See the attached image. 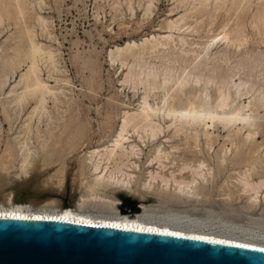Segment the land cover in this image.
Returning <instances> with one entry per match:
<instances>
[{"label":"rangeland","instance_id":"rangeland-1","mask_svg":"<svg viewBox=\"0 0 264 264\" xmlns=\"http://www.w3.org/2000/svg\"><path fill=\"white\" fill-rule=\"evenodd\" d=\"M37 1L21 0V3L19 2L23 6L21 9L22 15L25 17L23 18L21 14V16L18 15L17 8L20 5H17V0H0V61L2 62L3 57L4 60L7 59L8 53H12L8 49L12 42L8 36L21 29L23 24H19L23 22L25 26L31 27L35 31L37 42L55 50L57 72L56 70L52 71L49 66L47 68L42 61V63L38 62V67L42 78L49 85L62 88L65 96L61 95L56 104L51 99L47 101L48 112H51L50 116L53 118L48 120L41 113L39 116L38 113L34 116L30 112L34 107L32 97H28L25 104L23 102L18 105L12 103L15 94L8 93L11 86L15 84L14 80H18L17 66H15L12 79L10 70L6 67L3 69L0 65V71L2 70L0 74H3L0 75V206L2 207L8 206L5 199L10 195L12 205L15 203V205H26L33 208L43 206V209L49 210H76L75 205L79 198L80 185L78 174L76 176L75 174L78 172L77 163L87 155L89 150L86 146L96 147L110 144L112 139H115L114 135L119 131L122 113L136 111L142 102L141 99L145 95V91H147V102L154 107L161 108L163 98L168 97L167 92H163L161 89L144 91L142 84L129 81L124 83L123 77L128 66L120 62L117 53H114V62H110L108 52L114 47L123 46L130 41L139 43L144 38L151 36L157 38L166 35L167 30L161 29L167 20L176 21L178 17L185 14L176 23L179 28L176 26L172 30L174 43L177 42V36H183L186 44L181 49L185 51L193 49L199 52L205 48L208 49L212 57L223 56L225 62L222 63V70L227 74H236V78L241 77L246 80L250 87L255 85L247 97H242V101L247 102V98L255 97L258 95L257 91L260 90V93L264 90V0H248L250 3L248 1L245 3V0H241L243 3L239 0L238 2L237 0H225L226 2L221 4V8L216 6L217 4L214 6V0L205 4H201L200 0L199 2L198 0H152V2L151 0L150 2L149 0H43L42 4H37ZM244 3L245 5H242ZM145 9L147 11L149 9V13L146 14ZM38 15L47 20V31L43 30V32L40 23L36 22L35 17ZM21 18L23 20H20ZM239 24H243L242 29L240 28L242 31L239 30L238 34L236 33L234 36L233 29ZM19 26L20 28H18ZM230 30H232V34L229 32ZM223 33L229 34L227 39L229 43L221 37ZM4 45L8 47L3 50ZM171 47L174 48V46ZM179 49L180 45L178 44L176 49L167 50L165 53L147 54L138 60L141 62L138 64H141L142 67H144L143 64L172 67L173 71L177 73L181 69L187 68L193 57L191 53L186 56L181 54ZM141 66L139 67L142 68ZM136 67L138 66L135 65L134 68L137 69ZM23 68L24 66L20 70ZM48 72L49 75H47ZM1 76L10 78L4 87L1 86L4 81ZM20 88L18 86L14 88V91L18 93L21 91ZM187 89L189 87L185 88V93L191 90L187 91ZM201 91L202 95L207 94L214 98L211 89ZM168 105H170V101ZM158 123L162 133L158 132L156 135L150 136H148L149 132H135L130 130L131 127L126 128L124 137L128 138L130 143L141 144V147L146 146L140 155V165L154 155L155 147L161 146L160 149H166L169 152V158H175V160L179 158L177 161L192 162V165L196 164L195 162L198 160L203 161L205 163L204 171L209 170L207 172L211 174L208 180H211L212 176L216 177L213 184L214 189L209 185L207 189L198 191L200 196L202 195V202L195 206L198 213L196 215L180 214L181 218L187 215L189 220L191 217L201 220L206 217V210L208 213H214L213 216L217 223L221 222L223 225L228 224L235 228L240 227L248 230L249 228H246L250 227L252 223L264 224V211H262L264 205L255 209L251 208L243 196H237L233 186L237 173L246 170L244 160L254 152H251V147L256 143L263 146L261 145L258 154L255 155V158L258 159L255 162V169L250 172L256 181L259 178L264 179V134L256 135L255 143L252 145L249 143L247 144L249 146H242L241 143H238L237 137L230 130L223 129L221 125L210 129L208 132H211V135L205 136L202 128L196 130L197 135L193 129L186 126L182 128L181 132L178 131L180 133L173 131L170 127L173 126L170 118H159ZM169 124L170 126H168ZM229 134L231 136H227ZM151 136L154 138L152 139ZM25 139L32 144H36L42 139L44 142H64L82 147L73 151L75 164L72 163L69 166V169L64 173V180L60 181L62 173L56 165L47 170L28 168L26 173L18 174L19 166L14 164V143ZM9 149H13V152ZM223 158L226 160V167H217ZM147 165L148 163L145 164V167ZM50 201H54L53 205L44 206ZM120 202L123 203L121 207L126 210L130 206H139L137 202L129 204L125 197H122ZM192 207L194 206L189 209ZM192 220L194 221V219Z\"/></svg>","mask_w":264,"mask_h":264},{"label":"bare ground","instance_id":"bare-ground-1","mask_svg":"<svg viewBox=\"0 0 264 264\" xmlns=\"http://www.w3.org/2000/svg\"><path fill=\"white\" fill-rule=\"evenodd\" d=\"M17 1V5L19 2L21 3V0ZM200 1L201 4H205L210 0ZM224 1L214 0L215 3H213L214 6L217 4L216 6H220L221 8V4ZM239 1L242 2L241 0ZM247 1L245 0V3ZM42 3L43 0L37 1V4ZM245 3L242 5H245ZM20 6L17 8L18 15H22L23 13L21 11L23 6L21 8ZM214 6L212 7L214 8ZM148 11L146 10V14ZM184 15L178 17L176 21L167 20V22H164L163 29L161 30L166 29V35L158 36L157 38L154 36L144 38L139 43L130 41L123 46H116L113 50H109L108 56L110 62H114V53H117L120 62L128 66L127 72L123 77L124 83L128 81L132 83L137 82L144 86V91L148 89L151 91L161 89L163 92H167L168 97L163 98V106L161 108L154 107L147 102V91H145V95L141 99L142 102L136 111L122 113L119 131L114 135L115 139H112L110 144L96 147L86 146L89 150L87 155L77 163L78 172L75 174V176L78 174L77 178L80 185V194L75 205L76 210H49L43 209V206L33 208L26 205H15V203L12 205L11 196L8 195L5 199L8 206H0V218L51 220L97 225L185 237L264 252V224L252 223L250 227L246 228H249L248 230L240 227L235 228V226L233 227L228 224L223 225L221 222L217 223L213 216L214 213H208L206 210V217L201 220H195L197 218L192 217L189 220V218L187 219V215L182 218L180 217L182 216L180 214L191 213L196 215L198 213L195 206L202 202V195L200 196L199 190H205L209 185L214 189L213 184L216 177L212 176L209 182L208 177L210 178L211 174L207 172L209 170L204 171L205 163L203 161L198 160L193 165L192 162L177 161L179 158L176 160L175 158H169V152L166 149H160L161 146H158L155 149L153 147L154 155L140 165V155L146 146L141 147V144L130 143V140L124 137L126 128L129 127H131V131L149 132L148 136L160 133L159 118H170L172 120L171 125L174 127L170 126V124L168 126L172 127L175 132H181L184 126L193 129L195 133L197 129L202 128L204 129L205 136L211 135V132H208L210 129H214L216 125H221L223 129L230 130L242 146H249L247 145L249 143L252 145L255 143L256 135L260 133L264 134V90L260 93V90L257 91L258 95L255 94V97L247 98V102L242 101L244 96L247 97L249 95L250 91L253 90L252 87H255V85L250 87L246 80H243L241 77L236 78V74H227L222 70V63L225 62L223 56L220 58L212 57L208 49L205 48L199 52L193 49L185 51L181 49L186 44L183 36H177L176 40L178 43L176 42L175 44L172 30L176 28L177 21L179 22ZM252 17L254 19L253 15ZM35 19L36 22L40 23L41 30L47 31V20L39 15ZM20 20L23 19L21 18ZM24 22L26 23L27 21ZM22 24L24 25L23 22L19 25ZM240 24L236 25L235 28L233 27L232 33L235 32L234 36L242 29L241 26L243 24ZM23 25L21 29L16 30L17 32L15 31L13 32L14 34L8 36L12 40L11 46L8 48L12 53H6L7 59L1 58L2 62L0 61V65H2V68L6 67L10 70V73H12L10 78L12 79L14 78L15 66L19 70L18 80H14L15 84L11 86L10 92H8L10 95L15 94L12 103L21 105L24 102L25 104L26 99L32 97L34 99V107L30 111L32 115L38 113L39 116L41 113L49 120L53 117L50 116L51 112H48L47 101L51 99L56 104L60 100L59 97L65 95L62 88H55V86L49 85L42 78L38 62L42 61L47 68L49 66L52 71H55L58 65L56 60L57 54L55 50L37 42L35 40V31L31 27ZM177 28L179 27L177 26ZM231 31H229L230 34H232ZM228 35V33H223L221 37L228 42ZM178 44L180 45L179 51L181 54L186 56L188 53H191L193 55L187 68L181 70L179 68L180 71L176 73L172 67H156L155 65L143 63L144 67H142L141 64H138V62L141 63L138 60L143 58V56L154 53H165L167 50L176 49V45ZM171 46H174V48ZM6 47L8 46L4 45L2 49L4 50ZM6 51L9 52L8 50ZM121 63L120 65H122ZM135 65L142 68L136 67L137 69H135ZM23 66L24 68L20 70ZM47 75H49V72ZM1 77L4 80L1 86L4 87L10 78L7 76ZM18 86L21 87L19 89L21 91L16 93L17 91H14V88ZM187 87L191 90L187 89L189 91L185 93L184 90ZM208 89L213 91L214 98L207 94L202 95L201 90L207 91ZM168 100L170 101V105H168ZM49 135L51 134L49 133ZM227 136H231V134ZM136 137L138 138V136ZM151 137L152 139L154 138V136ZM140 138L141 136L139 135ZM261 145L256 143L255 146L251 147V152H254L251 155L248 154L250 156L244 160L246 170L237 173L233 184L237 192L236 194H238L237 196H243L250 204V207L254 209L264 205V179L259 178L256 181L250 172L255 169V162L258 159L255 158V155L258 154L260 147L263 146ZM81 147V145L74 146L64 142H44L42 139L40 142L32 144L25 139L24 141L14 143V164L19 166L18 174L26 173L28 168L47 170L49 167L56 165L61 170L60 173H62V175L60 174V181H63L65 178L64 173L72 163L75 164L73 151ZM9 150L13 152V149ZM225 161L224 158L221 159L217 167L224 168L226 165ZM146 163L148 165L145 167ZM134 173L137 175L135 176ZM122 197H125V200L129 204L137 202L139 206H130L131 208L129 207L127 209L129 211H127L126 208L121 207L123 204L120 202ZM53 203L54 201H50L44 206H51ZM191 206L194 207L189 209ZM262 211H264V206Z\"/></svg>","mask_w":264,"mask_h":264},{"label":"water","instance_id":"water-1","mask_svg":"<svg viewBox=\"0 0 264 264\" xmlns=\"http://www.w3.org/2000/svg\"><path fill=\"white\" fill-rule=\"evenodd\" d=\"M0 264H264V252L97 225L0 218Z\"/></svg>","mask_w":264,"mask_h":264}]
</instances>
